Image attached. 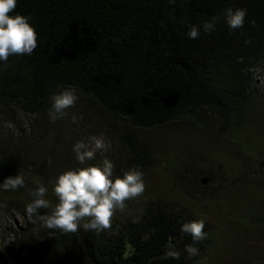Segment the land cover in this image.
I'll return each instance as SVG.
<instances>
[{
    "label": "trees",
    "instance_id": "1",
    "mask_svg": "<svg viewBox=\"0 0 264 264\" xmlns=\"http://www.w3.org/2000/svg\"><path fill=\"white\" fill-rule=\"evenodd\" d=\"M238 8L246 10L244 24L230 29L223 13ZM16 13L30 17L37 48L0 61V185L17 174L25 179L16 191L0 187L2 205L23 221L15 244H0V264L7 258L16 264H196L206 251L207 226L206 238L193 241L181 226L199 220L173 203L148 199L137 218L113 216L110 229L75 233L32 224L25 206L38 183L55 204L52 185L60 174L102 166L96 153L85 164L76 159L73 146L85 123L118 141L121 151L109 160L112 178H122L144 168L153 130L197 127L210 115L231 133L246 122L257 95L252 71L264 65V0H17ZM213 17L215 30L204 32ZM194 26L200 35L190 39ZM67 89L82 103L52 122V97ZM21 116L28 118L26 128ZM42 231L49 237L38 240ZM188 245L199 250L191 259ZM169 250L180 259L167 257Z\"/></svg>",
    "mask_w": 264,
    "mask_h": 264
},
{
    "label": "rangeland",
    "instance_id": "2",
    "mask_svg": "<svg viewBox=\"0 0 264 264\" xmlns=\"http://www.w3.org/2000/svg\"><path fill=\"white\" fill-rule=\"evenodd\" d=\"M252 76L257 95L251 98L246 122L233 133L210 115L198 126L208 127L212 135L187 123L148 134V158L140 171L145 191L126 201L124 210H117L114 217L137 218L148 199L173 203L207 226L206 251L196 264H264V65L253 68ZM25 120L19 117V124L26 128ZM96 125L85 123L79 141L91 144L92 137L103 139L107 148L96 154L109 159L121 147ZM137 140L142 147V140ZM202 177L207 178L205 184ZM22 225L21 217L0 202V244L13 246ZM45 236L49 237L47 231H42L37 239ZM6 264L16 263L7 258Z\"/></svg>",
    "mask_w": 264,
    "mask_h": 264
},
{
    "label": "clouds",
    "instance_id": "3",
    "mask_svg": "<svg viewBox=\"0 0 264 264\" xmlns=\"http://www.w3.org/2000/svg\"><path fill=\"white\" fill-rule=\"evenodd\" d=\"M17 0H0V61L5 64L10 56H31L37 48V34L28 22L30 17L16 13ZM230 29L243 26L246 10L227 9L223 13ZM218 17L202 25L204 32H212L216 28ZM200 31L192 27L188 32L190 39H197ZM247 43V41H246ZM78 95L74 89H67L52 97V107L48 117L52 122L66 115V109L74 106ZM91 144L84 140L77 141L73 146L76 159L80 164L92 160L97 150H105L107 145L101 138L92 137ZM113 163L104 159L102 166H87L75 170L69 169L60 174L52 185L56 197L53 204L46 198L48 188L38 183L30 192L31 202L25 206V217L32 224L42 223L43 227L64 233H75L81 227L84 230H107L111 228L112 218L117 210L123 211L126 201L143 194L145 185L142 173L130 169L123 177H113ZM4 191H16L25 187V179L17 174L5 178L2 185ZM41 210H48L41 213ZM205 224L192 221L181 226V231L190 234L193 241L206 238ZM187 258L199 254L197 247L188 245L185 248ZM169 258L180 259V252L169 250L165 254Z\"/></svg>",
    "mask_w": 264,
    "mask_h": 264
},
{
    "label": "water",
    "instance_id": "4",
    "mask_svg": "<svg viewBox=\"0 0 264 264\" xmlns=\"http://www.w3.org/2000/svg\"><path fill=\"white\" fill-rule=\"evenodd\" d=\"M200 181H201L202 184H205L207 182V178L203 177V178L200 179Z\"/></svg>",
    "mask_w": 264,
    "mask_h": 264
}]
</instances>
